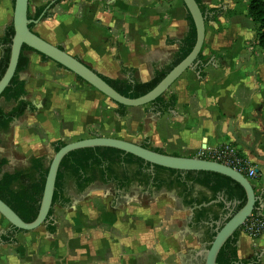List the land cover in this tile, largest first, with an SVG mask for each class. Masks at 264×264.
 I'll use <instances>...</instances> for the list:
<instances>
[{
	"label": "crops",
	"instance_id": "0c3cea01",
	"mask_svg": "<svg viewBox=\"0 0 264 264\" xmlns=\"http://www.w3.org/2000/svg\"><path fill=\"white\" fill-rule=\"evenodd\" d=\"M54 1L30 0L31 15L39 8H45V14ZM201 2L208 11L203 60L166 92V99L176 97L166 111L147 105L127 108L121 117L114 102L75 74L37 52H25L30 62L20 79L26 82L25 99L34 111L0 132V158L8 161L5 171L28 168L32 158H44L48 166L53 143L96 136L203 159L232 144L257 169L258 178L251 183L261 194L264 161L248 149L256 146L264 157V52L257 45V26L245 0ZM14 4L0 0V60ZM50 12L33 32L110 79L127 78L122 72L127 68L134 70L136 80L151 81L156 72L171 66L191 30L183 0H63ZM133 166L127 171L136 178L127 187L97 181L79 193L74 184L67 185L70 202L53 208L55 232L50 233L47 224L16 233L15 243L0 241V264H205L211 243L205 228L212 224L200 220L185 205L183 190L172 186L179 175L159 176V187L155 176L146 182L137 176L141 167ZM194 190L195 199L213 197L199 185ZM223 199L227 201L221 195ZM215 202L212 209L218 214L221 202ZM0 231L12 232L1 215ZM254 256L264 264V235L254 239L242 228L238 257Z\"/></svg>",
	"mask_w": 264,
	"mask_h": 264
},
{
	"label": "trees",
	"instance_id": "16d2710c",
	"mask_svg": "<svg viewBox=\"0 0 264 264\" xmlns=\"http://www.w3.org/2000/svg\"><path fill=\"white\" fill-rule=\"evenodd\" d=\"M61 1L63 0H55V3L51 6L50 10ZM196 1L199 4L204 16L207 17L208 11L202 4L201 0ZM245 1L248 3L249 17L257 26V45L264 52V0ZM50 10L44 14L45 8H39L34 15H31L29 9V19L36 21L40 18H49L52 16ZM189 20L191 22V30L187 37L180 42V51L175 60L170 67L161 72H156L151 81L144 83L136 80L134 77V70L127 68H122L123 74L127 76L125 79H110L101 74L99 75L114 90L124 97L136 99L149 93L192 51L196 42V29L190 14ZM30 28L33 30L34 24L30 25ZM14 35L15 31L12 25L8 28L5 34L3 57L0 60V80L4 76L9 64L11 44ZM27 51L33 50L27 46L23 47L17 72L9 87L4 91L2 97L0 98V132H7L11 123L24 116L27 111H34V107L31 102L25 99L27 96L26 82L20 79V73L28 68L30 62L28 57L25 55V52ZM41 56L44 60L51 61L46 56ZM202 60L203 50L199 55V61ZM57 65L64 68L59 64ZM77 78L82 83L87 84L79 77ZM165 95L158 98L150 105H156L162 111L172 109L176 103V97H169L166 99ZM1 100H4L7 103H14V107L9 111L5 110L1 105ZM116 105L118 106L117 113L121 117H125L127 114V107L119 104ZM142 144L146 148L164 153L160 149L153 148L148 143ZM65 145L66 143L60 141L53 143L52 147L55 152H58ZM134 164L140 166L142 170L151 167V164H148L139 158L111 148H88L71 152L62 161L58 172L56 189L53 198V208L56 205H67L70 202V199L66 197L65 193L68 181L73 182L79 193L84 192L86 188L97 181L105 184L116 183L121 188L129 186L133 181H135L134 177L136 178V175L131 178L128 175L127 168ZM7 165L8 161L0 158V199L15 213H17L23 221L31 223L37 218L40 210L46 179L49 172L47 161L44 158H32L28 168L17 169L14 172H6L5 167ZM142 170H140L137 176H140V178L144 179L146 182H149L151 179L153 180L152 175L149 173L143 174ZM154 172L156 178L153 181L155 183L159 182V187L163 185V181L159 179V176H162L166 172L173 175L178 174L179 176L174 182H172V186L183 190L182 196L185 200V205L190 208L200 207L203 204L214 201L218 196L223 195L228 202L237 203L234 212L235 214L244 206L246 202V193L243 188L231 179L219 174L209 172H180L159 166L154 167ZM183 175L184 179H181V176ZM195 185H199L207 189L212 193L213 197L211 199H195L193 197ZM224 206L225 205L221 202L219 208L222 209ZM53 208L50 212L51 216L54 214ZM195 212L199 214L198 218L200 220L208 213L204 207L201 210H196ZM255 216H257V214H255ZM216 219L217 217L215 220ZM10 228L12 232L2 236V242L4 244L15 243L13 237L16 233H29L15 229L11 225ZM55 229L56 226L54 223L50 222L47 230L50 233H54ZM239 233L240 232H237L223 246L219 253L217 264H260L259 256H254L250 260H242L238 257ZM216 234L212 236L211 243L213 242Z\"/></svg>",
	"mask_w": 264,
	"mask_h": 264
},
{
	"label": "water",
	"instance_id": "95a60500",
	"mask_svg": "<svg viewBox=\"0 0 264 264\" xmlns=\"http://www.w3.org/2000/svg\"><path fill=\"white\" fill-rule=\"evenodd\" d=\"M183 2L192 17L196 29V42L192 51L184 60L174 67L152 91L139 98L131 99L119 94L99 75L98 72L87 66L78 58L68 54L63 48L45 41L33 32L30 25L39 23L42 18L36 21L29 19L30 0H15L13 14V28L15 35L11 44L9 64L4 76L0 80V98L13 80L18 69L23 47L27 46L33 51L44 55L51 61L63 66L66 70L75 74L89 86L108 97L115 104L127 108H137L154 103L158 98L164 96L171 86L187 70L195 69L200 64L199 55L203 50L206 38V17L196 0H183ZM54 3L55 1L49 5L48 9H50ZM255 147L256 146H253L248 149L255 158L264 161V157L258 155ZM88 148L116 149L151 164L152 168L159 166L180 172L215 173L225 176L239 184L246 193V202L244 206L238 212L233 214L223 227L217 231L213 242L210 243V248L205 250V264H217V259L223 246L237 232L242 230L243 226L251 216L257 214V216L263 217L262 211L264 210V200L262 197L264 188L261 194H257L255 186L251 181H249L244 174L229 166L223 165L217 161H210L197 157H182L160 153L146 148L140 143H132L121 139L100 136L66 144L58 152H55V155L49 164V172L46 179L40 210L37 218L33 222L27 223L23 221L19 215L1 199L0 215L4 217L12 227L24 232H34L50 222L56 223L53 215H50V212L53 208V198L61 163L71 152ZM220 202L222 201H216L215 203L219 204ZM223 202L222 203L226 208L230 209L232 203H227L225 199ZM234 205L236 206L237 203L234 202L232 206ZM203 206L207 207V205ZM201 207L202 206L196 208L200 209ZM194 210L195 209H193V211ZM217 225L220 224L217 222ZM7 233L8 231H0L1 244H4L2 242V236Z\"/></svg>",
	"mask_w": 264,
	"mask_h": 264
},
{
	"label": "built area",
	"instance_id": "2783aa9c",
	"mask_svg": "<svg viewBox=\"0 0 264 264\" xmlns=\"http://www.w3.org/2000/svg\"><path fill=\"white\" fill-rule=\"evenodd\" d=\"M203 159V158H202ZM206 160L217 161L223 165L229 166L242 174L249 181H255L258 178L257 169L251 166L238 147L232 144H225L209 154ZM244 232L256 239L264 235V218L251 216L243 226Z\"/></svg>",
	"mask_w": 264,
	"mask_h": 264
},
{
	"label": "flooded vegetation",
	"instance_id": "af4514ba",
	"mask_svg": "<svg viewBox=\"0 0 264 264\" xmlns=\"http://www.w3.org/2000/svg\"><path fill=\"white\" fill-rule=\"evenodd\" d=\"M146 171L149 174L152 171V173H151L152 177L155 176L154 168L149 167V168L146 169ZM195 194H196V191L194 190L193 191V195H195ZM223 200H221V195H220L214 201H211V202H209L207 204H203V205H207V207H204L202 205V207L200 209H198L196 207L192 208V209H195V211H196V210H201L204 207L208 211L207 215L205 217H203L202 220L209 221V223L212 224V226L210 228H205L206 231H208V234L210 236V240H211L212 236L214 234H216L217 231L220 230L223 227V225L230 219V217L234 214L235 209H236V206L235 205L232 206L234 202L232 203V202L226 201L227 203H232L230 209H228V208H226V206H224V208H222V209L219 208L220 209V212L218 214H216L215 211H214V209H212L213 208V206H212L213 205V202H215V201H222L223 202ZM197 216H199V214H197ZM216 217H217V219L215 220ZM217 222L220 225H217Z\"/></svg>",
	"mask_w": 264,
	"mask_h": 264
},
{
	"label": "rangeland",
	"instance_id": "374dc122",
	"mask_svg": "<svg viewBox=\"0 0 264 264\" xmlns=\"http://www.w3.org/2000/svg\"><path fill=\"white\" fill-rule=\"evenodd\" d=\"M3 107H4V109H6V110H10V109H12L13 107H14V103H5L4 101H3ZM54 155H55V151H53V153L51 154V158L50 159H48V167H49V162H51V160H52V158L54 157ZM133 167H137V165L136 164H134V166ZM21 168V167H20ZM6 170H10V171H12L13 170V168L12 167H7V169ZM15 170H17L16 168H15ZM14 172V171H13ZM69 187L71 186H73V182L72 181H68V184H67ZM207 190V189H206Z\"/></svg>",
	"mask_w": 264,
	"mask_h": 264
}]
</instances>
